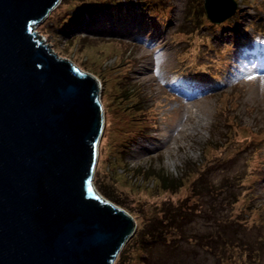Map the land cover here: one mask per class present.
Returning <instances> with one entry per match:
<instances>
[{
	"label": "rangeland",
	"instance_id": "obj_1",
	"mask_svg": "<svg viewBox=\"0 0 264 264\" xmlns=\"http://www.w3.org/2000/svg\"><path fill=\"white\" fill-rule=\"evenodd\" d=\"M186 1L172 0L163 11V20L133 6L130 15L122 13L115 19L101 14V23L93 31L84 26L77 30L83 36H109L118 42L70 43L62 33L51 31L49 17L35 30L61 58L93 76L100 75L95 77L102 84L104 133L107 130L93 182L101 195L103 183H116L135 209L132 215L124 210L136 226L157 214L156 205L165 200L198 199L193 183L199 175L186 173L183 188L174 194L164 192L155 178L150 182L139 178L133 185L122 159L125 149L133 168L155 164L177 177L187 164L196 162L201 164L200 171H209L215 184L236 178L242 193L229 214L234 218L243 212L248 217L244 208L252 200L259 208L251 210L248 219L264 226V151L257 150H264V0H236L238 9L232 18L214 28L205 20V26L194 29H189L193 16H186ZM133 53L135 60L127 58ZM128 88L136 92L131 102L121 96ZM140 98H147V109L142 112L132 108ZM146 122L153 133L129 145ZM204 201L194 204L206 206ZM230 255L232 263L227 264H248L238 250ZM141 256L134 250L131 258Z\"/></svg>",
	"mask_w": 264,
	"mask_h": 264
},
{
	"label": "water",
	"instance_id": "obj_2",
	"mask_svg": "<svg viewBox=\"0 0 264 264\" xmlns=\"http://www.w3.org/2000/svg\"><path fill=\"white\" fill-rule=\"evenodd\" d=\"M62 0H0V264H114L130 214L94 186L105 128L99 80L37 34ZM222 24L236 0H204Z\"/></svg>",
	"mask_w": 264,
	"mask_h": 264
},
{
	"label": "trees",
	"instance_id": "obj_3",
	"mask_svg": "<svg viewBox=\"0 0 264 264\" xmlns=\"http://www.w3.org/2000/svg\"><path fill=\"white\" fill-rule=\"evenodd\" d=\"M172 3V0H62L54 10L56 12L50 14L48 20L51 24H48V27L54 34L60 36L62 33L66 38L68 37L70 43L77 40L84 43L83 45L102 41L118 42V39L109 36L104 37L91 33L83 36L81 33L77 34V30L84 26L93 31L94 27L101 23L99 20L101 14L115 19L122 13L130 15V9L133 6L148 11L155 20H163V11ZM186 3V16L189 14L193 16V20L189 24L191 26L187 25V27L194 29L195 27L199 28L200 25L205 26V20L208 19L204 11L203 0H198V3L194 0H187ZM76 11H78V16ZM209 26L215 27L214 24ZM211 36L209 37L213 39L212 34ZM127 58L135 60L134 53ZM257 65L261 66V64ZM81 69L83 70V68ZM95 76L98 78L100 75L95 74ZM125 82L130 84L129 80ZM121 94L127 102H131L132 98L136 97V92L130 88ZM145 102H147V98H140L132 105V108L142 112L147 109ZM140 120L144 122V119ZM147 125L141 128L140 133L130 141L129 145L135 146L138 139L148 137L153 133L151 126ZM260 149L263 153V148L257 147V150ZM128 155L129 153L125 149L122 159L125 162L126 170L131 171L129 179L132 180L133 185L139 178L148 180V182L155 178L154 180L161 181V183L158 181V185L164 192L174 194L176 193L174 191H180L183 188L186 182V173H197L199 177L194 181L193 189L195 198L198 199L194 200V198L188 197L177 203L165 200L156 205L157 214L151 215L140 227L136 226L138 230L119 254L116 264H207L208 261H213L212 264H227L228 262L232 263L230 254L235 249L245 255L248 264H258L261 259L264 260V226L250 222L248 219L251 210L259 208L256 202L251 200L253 204L244 208L248 217L242 214L243 212L238 213L234 218L229 214L240 201L238 196L242 193L236 178L231 177L226 182L215 184L208 177L209 171L206 172V169L203 172L200 171L201 164L196 162L187 164L181 176L174 177L166 169L157 168L155 164L133 168L128 160ZM99 191L106 198L105 193H109L113 199L107 198L108 200L125 209L131 215L134 213L135 209L128 204L127 198L121 196L116 188V183L105 182ZM200 199L206 201L202 205L205 203L207 205L199 206L200 202L194 204V201ZM137 210L140 213L142 211L141 207H138ZM134 250L141 252L140 259L133 260L131 258Z\"/></svg>",
	"mask_w": 264,
	"mask_h": 264
},
{
	"label": "clouds",
	"instance_id": "obj_4",
	"mask_svg": "<svg viewBox=\"0 0 264 264\" xmlns=\"http://www.w3.org/2000/svg\"><path fill=\"white\" fill-rule=\"evenodd\" d=\"M204 1V0H203ZM37 34H38V32H37ZM41 38H43V40L45 41V43L47 44V42H46V39L44 38V37H41ZM48 45V44H47ZM50 47V46H49ZM51 48V47H50ZM99 80V79H98ZM99 82H100V80H99ZM100 85H101V88H102V84H101V82H100ZM103 108H104V106H103ZM104 113H105V111H104Z\"/></svg>",
	"mask_w": 264,
	"mask_h": 264
},
{
	"label": "bare ground",
	"instance_id": "obj_5",
	"mask_svg": "<svg viewBox=\"0 0 264 264\" xmlns=\"http://www.w3.org/2000/svg\"><path fill=\"white\" fill-rule=\"evenodd\" d=\"M96 190H97V189H96ZM98 193H99V192H98ZM99 195L102 196L100 193H99ZM102 198H104V197L102 196Z\"/></svg>",
	"mask_w": 264,
	"mask_h": 264
}]
</instances>
